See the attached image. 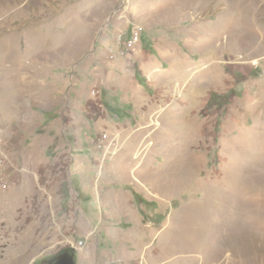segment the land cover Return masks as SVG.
<instances>
[{
    "label": "rangeland",
    "instance_id": "1",
    "mask_svg": "<svg viewBox=\"0 0 264 264\" xmlns=\"http://www.w3.org/2000/svg\"><path fill=\"white\" fill-rule=\"evenodd\" d=\"M133 26L169 72L121 137L97 67ZM65 252L264 264V0H0V264Z\"/></svg>",
    "mask_w": 264,
    "mask_h": 264
},
{
    "label": "crops",
    "instance_id": "2",
    "mask_svg": "<svg viewBox=\"0 0 264 264\" xmlns=\"http://www.w3.org/2000/svg\"><path fill=\"white\" fill-rule=\"evenodd\" d=\"M207 37L210 39L212 36L208 35ZM151 48L153 52L145 50L139 41L132 47L133 52L129 54L127 58H122L118 61L106 64L99 62L97 71H103V77H101V79L104 88L108 89L107 91L112 97H118L117 102H119V104L129 108L126 110L130 115L129 118H125L122 121L110 119L107 122L112 130V132H110L112 134L117 133L121 137L125 134L124 137H131L133 134L142 133L143 137L145 136V131L140 130L137 126H141L144 123L143 121L146 120V117L153 114V112L150 113L149 111V107H152L153 102H155L153 98V82L160 79L161 84L163 76L167 75L169 72L168 68H164L166 56L162 55L163 52L161 50L159 51L155 44H151ZM91 62L92 59L89 63L92 64ZM169 62H171V60ZM104 77L106 81L108 80L110 86L105 85L106 81H103ZM139 78L144 81L145 85H143ZM215 88H219V85ZM212 90L214 89L210 88L207 94ZM148 93H150L151 96H148ZM202 99L206 100V96ZM144 105H146V107ZM88 159L89 158L85 155V157H78L75 160L77 164L82 166L85 164L91 165L92 163L90 160L88 161ZM126 159L129 160L125 154H120L116 161L123 163ZM140 173H142V171L138 170V175H140Z\"/></svg>",
    "mask_w": 264,
    "mask_h": 264
},
{
    "label": "built area",
    "instance_id": "3",
    "mask_svg": "<svg viewBox=\"0 0 264 264\" xmlns=\"http://www.w3.org/2000/svg\"><path fill=\"white\" fill-rule=\"evenodd\" d=\"M140 41L139 27H132L128 34L127 32H120L115 38L114 47L111 51V58H116V51H119V55L125 58L132 52V47ZM94 93H99V91H94ZM107 135H103V139H106ZM83 242L77 243V248L82 246Z\"/></svg>",
    "mask_w": 264,
    "mask_h": 264
},
{
    "label": "water",
    "instance_id": "4",
    "mask_svg": "<svg viewBox=\"0 0 264 264\" xmlns=\"http://www.w3.org/2000/svg\"><path fill=\"white\" fill-rule=\"evenodd\" d=\"M46 264H76L74 261V255L68 252L62 253L54 260L46 261Z\"/></svg>",
    "mask_w": 264,
    "mask_h": 264
},
{
    "label": "flooded vegetation",
    "instance_id": "5",
    "mask_svg": "<svg viewBox=\"0 0 264 264\" xmlns=\"http://www.w3.org/2000/svg\"><path fill=\"white\" fill-rule=\"evenodd\" d=\"M46 261H48V260H46ZM46 261H45V262H46ZM43 264H46V263H43Z\"/></svg>",
    "mask_w": 264,
    "mask_h": 264
}]
</instances>
